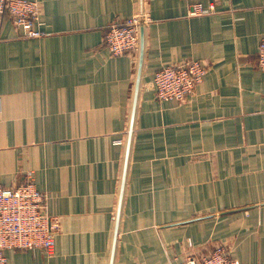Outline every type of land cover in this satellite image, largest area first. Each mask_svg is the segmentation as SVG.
Listing matches in <instances>:
<instances>
[{"label": "crops", "instance_id": "crops-1", "mask_svg": "<svg viewBox=\"0 0 264 264\" xmlns=\"http://www.w3.org/2000/svg\"><path fill=\"white\" fill-rule=\"evenodd\" d=\"M38 1L40 36L0 15V185L31 178L60 226L50 254L7 263L172 264L223 242L264 264V0ZM133 15L141 48L111 54L106 27ZM187 59L203 80L160 100L154 72Z\"/></svg>", "mask_w": 264, "mask_h": 264}, {"label": "built area", "instance_id": "built-area-1", "mask_svg": "<svg viewBox=\"0 0 264 264\" xmlns=\"http://www.w3.org/2000/svg\"><path fill=\"white\" fill-rule=\"evenodd\" d=\"M212 7V6H210ZM206 8L199 0H189V14L200 15ZM7 12L21 36H40L44 31L40 23L41 5L38 0H0V15ZM147 17L134 15L110 23L104 41L113 55L136 52L142 46L141 32ZM258 65L264 70V34L258 47ZM206 73L199 59H187L163 64L153 75L156 96L160 100H183L193 92ZM58 217L46 211V195L29 178L23 183L5 187L0 185V264H8L6 249L41 248L47 254L54 249L55 235L59 229ZM172 264H237L223 243L216 244L205 255L187 254Z\"/></svg>", "mask_w": 264, "mask_h": 264}, {"label": "rangeland", "instance_id": "rangeland-1", "mask_svg": "<svg viewBox=\"0 0 264 264\" xmlns=\"http://www.w3.org/2000/svg\"><path fill=\"white\" fill-rule=\"evenodd\" d=\"M40 15H41V12H40ZM133 16H134V15H133ZM129 17H132V16H129ZM126 18H128V17H126ZM124 19H125V18H124ZM122 20H123V19H121V20H119V21H122ZM40 22H41V20H40ZM219 243H223V242H219ZM219 243H217V244H219ZM223 244L226 245V248L230 251L228 245L225 244V243H223ZM215 245H216V244H215ZM215 245H214V246H215ZM214 246H213V248H214ZM213 248H212V249H213ZM210 251H211V250H210ZM210 251H209V252H210ZM230 254H231V252H230ZM231 256H232V255H231ZM233 258H234V257H233ZM234 259H235V258H234ZM235 260H236V259H235ZM236 262H237V261H236ZM237 264H238V263H237Z\"/></svg>", "mask_w": 264, "mask_h": 264}]
</instances>
